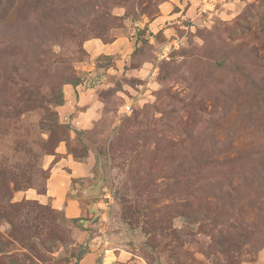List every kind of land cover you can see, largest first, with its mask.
<instances>
[{
  "label": "rangeland",
  "instance_id": "374dc122",
  "mask_svg": "<svg viewBox=\"0 0 264 264\" xmlns=\"http://www.w3.org/2000/svg\"><path fill=\"white\" fill-rule=\"evenodd\" d=\"M0 264H264V0H0Z\"/></svg>",
  "mask_w": 264,
  "mask_h": 264
},
{
  "label": "crops",
  "instance_id": "0c3cea01",
  "mask_svg": "<svg viewBox=\"0 0 264 264\" xmlns=\"http://www.w3.org/2000/svg\"><path fill=\"white\" fill-rule=\"evenodd\" d=\"M74 88H79V86H76L75 87L74 85H71V84L66 85V87H65L66 94L72 95V91H73V93H76V89L74 90ZM80 92H82V91H80ZM80 96H82V95H80ZM79 98H80L79 100L81 101L82 100V97H79ZM66 108H67L66 105H64V106L61 105L60 111H59L61 118L64 119L63 120L64 122L72 123L73 126H76L77 128H79V127H85V126H87V125L90 124L89 121H88V118H89V115H92L94 113L93 112L94 111L93 106H91V107H89L87 109H84V110H80V112L76 115V118L75 119H72L71 118V115H72L73 112H76V110L67 111ZM63 159L64 160H62V161H67L68 163H69V161H71L68 157L67 158H63ZM72 162H74V163L69 164V167L71 168L72 174H73V173H75L77 171L76 169H77V167H78V165H79L80 162H75L73 160H72ZM64 179H65V182L64 183L66 185H68L69 182H68L67 176H65ZM51 181L52 182H51V184H49V188H48L49 194H53L54 191H52V190H57L59 192L65 190V189H62V187H61V183L63 182L61 179H56L55 181H53V180H51ZM51 196H53V195H51ZM58 201L59 200H57V199L55 200V202H58Z\"/></svg>",
  "mask_w": 264,
  "mask_h": 264
},
{
  "label": "built area",
  "instance_id": "2783aa9c",
  "mask_svg": "<svg viewBox=\"0 0 264 264\" xmlns=\"http://www.w3.org/2000/svg\"><path fill=\"white\" fill-rule=\"evenodd\" d=\"M131 109V105H127V110L129 111Z\"/></svg>",
  "mask_w": 264,
  "mask_h": 264
}]
</instances>
